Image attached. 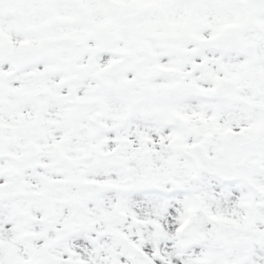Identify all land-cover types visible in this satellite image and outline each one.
Instances as JSON below:
<instances>
[{
  "label": "snow or ice",
  "instance_id": "snow-or-ice-1",
  "mask_svg": "<svg viewBox=\"0 0 264 264\" xmlns=\"http://www.w3.org/2000/svg\"><path fill=\"white\" fill-rule=\"evenodd\" d=\"M0 264H264V0H0Z\"/></svg>",
  "mask_w": 264,
  "mask_h": 264
}]
</instances>
